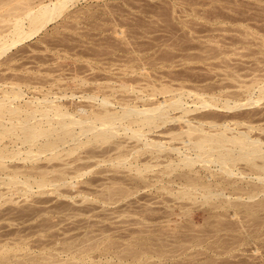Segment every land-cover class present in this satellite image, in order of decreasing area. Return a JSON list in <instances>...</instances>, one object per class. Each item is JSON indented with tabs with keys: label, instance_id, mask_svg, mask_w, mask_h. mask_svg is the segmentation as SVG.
<instances>
[{
	"label": "rangeland",
	"instance_id": "rangeland-1",
	"mask_svg": "<svg viewBox=\"0 0 264 264\" xmlns=\"http://www.w3.org/2000/svg\"><path fill=\"white\" fill-rule=\"evenodd\" d=\"M3 1L0 19L28 2L10 0L13 3L5 6ZM74 1L60 19L13 49L14 58L9 53L16 75L30 74L28 80L34 83L44 76L53 82L52 87L48 84L52 92L60 94L62 89L61 93L76 96L74 101L69 96L63 100L73 107L75 101L79 106L95 105L84 96L97 86L115 85L118 93L128 81L131 88L124 89L127 93L121 89L118 98L134 97L139 88L148 92L149 81L193 90L210 87L211 92L230 87L229 92H237L243 84L264 80V0ZM9 66L4 67L10 70ZM4 71L0 75L8 72ZM57 79L60 85L54 83ZM140 84L146 85L144 89ZM258 105V112L264 113V101ZM255 107L242 110L254 112ZM124 135L111 144L86 146L81 154L55 160L53 166L64 170L71 168L67 160L72 162L71 174L74 167L82 172L69 182L74 188L69 183L50 186L36 189L29 198L5 200L0 207V264H264V193L254 192L253 199L244 194L240 200L184 198L180 193L184 186L179 184L187 183V176L189 181V176L192 181L206 179L202 165L195 167L192 177L186 169L175 173H188L184 179L181 174V182L177 176L176 185L169 179L175 175L158 183L157 171L164 165L154 174L138 176L114 160L120 155L115 150L119 143L128 152L136 148V142ZM92 148L96 155L100 152L97 159ZM138 156L144 163L149 159L148 154Z\"/></svg>",
	"mask_w": 264,
	"mask_h": 264
},
{
	"label": "bare ground",
	"instance_id": "bare-ground-1",
	"mask_svg": "<svg viewBox=\"0 0 264 264\" xmlns=\"http://www.w3.org/2000/svg\"><path fill=\"white\" fill-rule=\"evenodd\" d=\"M6 1L5 6H8L15 0ZM27 1L23 8L13 7L14 9L11 8L7 15L0 19V24H5L0 25V72L6 69L8 72L4 71V73L9 75L17 70L14 68V72L11 67V63L15 61H12V56L9 57L13 53L12 50L60 19L74 0ZM3 2L5 3V0ZM12 55L14 58V54ZM4 66L11 67L12 73L10 74L11 69L8 70L9 68ZM21 71L18 70L20 73ZM29 73L30 71L27 74ZM6 74L0 75V207L7 199H15L17 196L29 198L36 189L67 186L71 180L81 176L79 174L82 173L79 172L81 168L77 166V169L80 168L77 173L73 164L76 172L74 177V172H72L74 176L68 172L70 169L73 170L72 162L69 163L67 160L71 168H66L67 164L64 170L59 164L58 167L53 166L57 160L61 162L62 159L64 161V157L70 158L77 153L81 154L79 151L86 146L111 144L122 134H125L124 136L129 140H134L137 143H135L136 148L128 152V149L124 150L123 145L118 142L117 146L122 151L115 148L120 155L119 157L115 155L117 158L115 157L114 160L118 161L116 164L131 169L130 171L136 172L138 176L149 172L154 174L153 170L156 167L164 165L163 169L161 167L162 170L157 171L162 175L158 174L160 178L158 183L159 181L162 183V178L165 176L175 175L174 179L171 177L169 179L173 185H176L179 179L181 182V178L184 179L183 175L186 176L188 173L186 171L184 174L175 173L186 169L191 175L197 165H202L201 168L206 170L204 173L208 174H206L208 177L205 176L206 179L200 177L201 180L198 177L199 181H192L189 176V181L185 180L188 179L187 176L184 181L188 182L179 184L180 188L184 186L182 191L178 190L184 198L201 195L209 200H216L237 196L240 200L244 194L248 196L247 198L253 199L258 192L264 193V113L257 110L260 107L258 104H263L264 101V80L254 81L250 85H238L241 86L238 88L239 92L233 90L229 92L228 89L231 88L228 86H225V89L228 88L227 91L220 89L216 92H211L210 87H207V90L202 88V90H193L194 88L189 89L181 84L179 88L166 83L158 86L155 80V82L148 80L146 84L150 89L148 92L147 89L146 93L140 88L132 89L134 97L127 94L128 98L120 96L119 99L116 94L120 93L121 89L131 88L128 81L129 85L126 82L125 86H119L118 93H116L118 88H115V85L109 86L110 84L104 89L101 86L100 88L97 86V89L93 87L96 91L90 88L94 92L90 91L89 94H92L86 95L88 97H81L85 100L88 98V101L90 100L88 104L92 101L96 104L88 107L81 101L79 106L78 101H75L74 104L77 106L73 107L63 100L69 96L71 101H74L76 96L61 93L62 89L58 90L60 94L55 90L56 93L52 92L48 84L50 83L52 87L53 82L51 83L50 80L46 82L45 78L42 79L44 76H41V79L45 83L40 78L41 81L37 79L38 83H34L31 81L32 78L28 80L30 74V76L26 75L27 78L23 74L20 77L19 73L18 77L16 73L14 76ZM37 75L40 76L35 74ZM48 78L47 76L46 79ZM176 80L178 81V78H174L173 82ZM57 81L54 83L60 85ZM144 81L147 82V79L145 78ZM54 87L52 89H55ZM219 87L215 89L218 90ZM246 107H255L257 111L252 108L254 112H248L249 108V110L245 109L247 112L244 113L242 108ZM95 149L92 148L93 151ZM96 152L95 150L97 159L100 152L97 155ZM64 153L67 156L63 155ZM90 153L93 154L89 152V155ZM138 154L140 157L148 154L149 157H145L149 159L144 163L142 158L138 159ZM90 156L87 160L91 158ZM95 156L93 154L92 158ZM82 159L84 158L80 159L81 162ZM165 159L167 163L164 164L161 160L165 161ZM67 161L65 159V162ZM54 174L58 176L53 178ZM228 178L230 181L227 182ZM249 180L253 181L252 184ZM243 181L246 183L238 186ZM73 185L72 183L70 186ZM163 188L169 190L166 186ZM169 191L171 194H178ZM41 194L44 193L41 191ZM175 196L179 197V195ZM6 263L11 264V262Z\"/></svg>",
	"mask_w": 264,
	"mask_h": 264
}]
</instances>
